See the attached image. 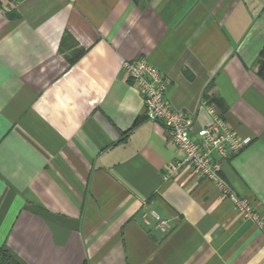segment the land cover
Wrapping results in <instances>:
<instances>
[{
    "label": "crops",
    "instance_id": "obj_1",
    "mask_svg": "<svg viewBox=\"0 0 264 264\" xmlns=\"http://www.w3.org/2000/svg\"><path fill=\"white\" fill-rule=\"evenodd\" d=\"M0 13V246L18 264H264V230L145 118L124 61L166 102L250 138L221 176L264 221V0H7ZM179 157V158H178ZM150 212L171 224L156 229Z\"/></svg>",
    "mask_w": 264,
    "mask_h": 264
},
{
    "label": "built area",
    "instance_id": "obj_2",
    "mask_svg": "<svg viewBox=\"0 0 264 264\" xmlns=\"http://www.w3.org/2000/svg\"><path fill=\"white\" fill-rule=\"evenodd\" d=\"M11 10L7 0H0V13L6 14ZM122 71L141 96L145 118L163 125L180 156L179 161L165 169L163 181L173 179L182 167H189L200 178L213 183L243 219L255 222L264 230L261 215L248 200L239 198L221 176L223 165L249 146L251 139L234 134L217 107L207 101L202 102V106L211 122L206 127L197 128L195 116L178 111L166 102L168 81L147 59L124 61ZM150 214L157 223L158 231H169L171 224L168 220H162L154 212Z\"/></svg>",
    "mask_w": 264,
    "mask_h": 264
},
{
    "label": "trees",
    "instance_id": "obj_3",
    "mask_svg": "<svg viewBox=\"0 0 264 264\" xmlns=\"http://www.w3.org/2000/svg\"><path fill=\"white\" fill-rule=\"evenodd\" d=\"M256 76L262 81H264V47L260 53V64L256 72ZM208 103L214 104L221 115H224L227 111V107L221 99L215 98L213 100L208 101ZM0 264H18L11 257V255L8 253L4 246H0Z\"/></svg>",
    "mask_w": 264,
    "mask_h": 264
},
{
    "label": "rangeland",
    "instance_id": "obj_4",
    "mask_svg": "<svg viewBox=\"0 0 264 264\" xmlns=\"http://www.w3.org/2000/svg\"><path fill=\"white\" fill-rule=\"evenodd\" d=\"M168 86H169V83H168Z\"/></svg>",
    "mask_w": 264,
    "mask_h": 264
},
{
    "label": "bare ground",
    "instance_id": "obj_5",
    "mask_svg": "<svg viewBox=\"0 0 264 264\" xmlns=\"http://www.w3.org/2000/svg\"><path fill=\"white\" fill-rule=\"evenodd\" d=\"M179 158V157H178Z\"/></svg>",
    "mask_w": 264,
    "mask_h": 264
}]
</instances>
